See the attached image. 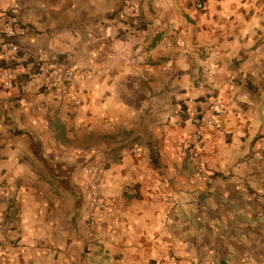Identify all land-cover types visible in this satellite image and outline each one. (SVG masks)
<instances>
[{"label": "crops", "instance_id": "1", "mask_svg": "<svg viewBox=\"0 0 264 264\" xmlns=\"http://www.w3.org/2000/svg\"><path fill=\"white\" fill-rule=\"evenodd\" d=\"M0 264H264V0H0Z\"/></svg>", "mask_w": 264, "mask_h": 264}, {"label": "built area", "instance_id": "2", "mask_svg": "<svg viewBox=\"0 0 264 264\" xmlns=\"http://www.w3.org/2000/svg\"><path fill=\"white\" fill-rule=\"evenodd\" d=\"M198 7L203 8V4L202 3L198 4ZM141 11H142L141 7L134 8V13L136 15H140ZM4 33H5V38L7 39L8 46L11 50L15 52H20L23 50V48L20 45L13 42V39L19 38L26 34V31L23 27H21L19 24L11 23L6 26ZM178 40L181 41V38H179ZM43 59L47 63L44 65H40L39 69L47 77L48 90L54 92L57 98L63 99L71 91L72 81L75 77V70L71 68H63L57 65H50L49 62L51 57L49 55H44ZM166 65L170 66V63H167ZM5 75L9 76V72H5ZM7 87L8 88L13 87V82H9L7 84ZM73 98H74V104L76 106L79 103V95L77 92L73 94ZM206 124L216 128H221V124L217 119L216 113H214L212 117L206 119ZM203 138H204L203 134L197 132L192 137L184 141L182 145V149L186 159L190 163L198 165V172L200 173V175L206 176L207 175L206 167L198 163V157H199L198 151L203 143ZM89 150L92 153L94 148H87V149L83 148L80 150V152L85 153ZM133 153L139 154L140 149L139 148L133 149ZM101 168L102 166L100 164H96L93 166L92 171L95 175H97L101 172ZM168 199L171 200V197L169 196ZM89 206L91 208L92 217L94 219H100L103 212L107 208V203L102 198L96 181H94L91 184V198L89 201Z\"/></svg>", "mask_w": 264, "mask_h": 264}, {"label": "trees", "instance_id": "3", "mask_svg": "<svg viewBox=\"0 0 264 264\" xmlns=\"http://www.w3.org/2000/svg\"><path fill=\"white\" fill-rule=\"evenodd\" d=\"M181 109H182L183 111H185V112H187V111H188V109H187V107H186V106H182V107H181ZM199 119H202V116H199Z\"/></svg>", "mask_w": 264, "mask_h": 264}]
</instances>
